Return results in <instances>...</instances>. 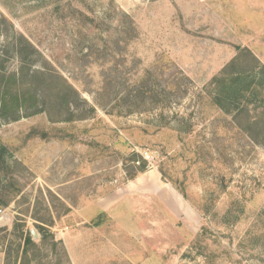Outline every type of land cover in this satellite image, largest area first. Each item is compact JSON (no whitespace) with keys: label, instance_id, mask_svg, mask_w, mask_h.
<instances>
[{"label":"rangeland","instance_id":"rangeland-1","mask_svg":"<svg viewBox=\"0 0 264 264\" xmlns=\"http://www.w3.org/2000/svg\"><path fill=\"white\" fill-rule=\"evenodd\" d=\"M236 46L264 65V0H0V71L20 51L95 108L0 119V264H264V141L228 111L253 100L257 119L264 78L238 82H255L244 97L219 88ZM132 152L147 167L128 179Z\"/></svg>","mask_w":264,"mask_h":264},{"label":"trees","instance_id":"trees-1","mask_svg":"<svg viewBox=\"0 0 264 264\" xmlns=\"http://www.w3.org/2000/svg\"><path fill=\"white\" fill-rule=\"evenodd\" d=\"M21 39L26 42L28 47H33L27 39L20 34ZM21 43H17L20 47ZM245 52L241 54L238 50ZM237 52L233 57H231L225 65L220 69V74L224 77L219 81V88H223L227 95L235 94L239 96L245 95L248 92H254L250 88L254 80H250V86H239L238 82L242 79L251 77L252 74L260 73L261 77L264 78V65L255 57V55L246 48H239L236 46ZM19 52L21 58V68L18 71H14L10 74H6L0 71V119L3 121H15L21 116H28L36 114L38 112H47L49 119L51 121H62V122H72L76 120H81L87 118L88 113H92L95 108L90 106L87 111L81 108L83 103L86 101L81 97L80 92L70 83L64 76L60 73L52 70H32L28 65L29 62L24 58ZM248 56L249 60L252 62L251 68L248 71L238 70L240 60L242 57ZM250 64V63H249ZM28 65L27 69L24 66ZM257 75V74H256ZM264 80V79H263ZM262 82V81H261ZM42 87V100L39 105H35V101L39 98L40 94L38 92V85ZM253 100H249L242 108L239 106H233L232 110H228L233 113V120L237 121L239 128L245 130L251 139L258 143L263 140H258L256 137L258 133L262 132L264 134V110L259 112L257 119H252L250 116L249 104L253 103ZM33 107V108H32ZM258 107V106H256ZM245 115V124L240 123V115ZM46 136V134H43ZM5 148L0 146V170L6 172L10 168V163L5 158ZM125 163H129V169L127 170L128 179H133L139 173L146 170L147 160L142 158L136 152L130 153L125 158ZM161 177L165 178L162 170H160ZM0 178V205H8V200L5 196L7 193V186L1 183ZM179 193L186 198L185 191L175 186ZM39 241L41 244L46 242L49 237V231L45 228L39 226ZM38 249V244L32 240V235L29 230L23 236V256H27V253L31 249Z\"/></svg>","mask_w":264,"mask_h":264},{"label":"water","instance_id":"water-1","mask_svg":"<svg viewBox=\"0 0 264 264\" xmlns=\"http://www.w3.org/2000/svg\"><path fill=\"white\" fill-rule=\"evenodd\" d=\"M30 232H31V235H32L33 238H36L37 237V235H36V233H35L34 230H30Z\"/></svg>","mask_w":264,"mask_h":264},{"label":"crops","instance_id":"crops-1","mask_svg":"<svg viewBox=\"0 0 264 264\" xmlns=\"http://www.w3.org/2000/svg\"><path fill=\"white\" fill-rule=\"evenodd\" d=\"M235 54V53H234Z\"/></svg>","mask_w":264,"mask_h":264}]
</instances>
